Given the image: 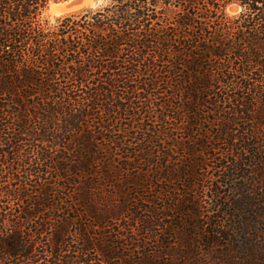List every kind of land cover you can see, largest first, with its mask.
Masks as SVG:
<instances>
[{
    "label": "trees",
    "instance_id": "16d2710c",
    "mask_svg": "<svg viewBox=\"0 0 264 264\" xmlns=\"http://www.w3.org/2000/svg\"><path fill=\"white\" fill-rule=\"evenodd\" d=\"M46 2L0 0V264H264V0Z\"/></svg>",
    "mask_w": 264,
    "mask_h": 264
},
{
    "label": "clouds",
    "instance_id": "9594fccd",
    "mask_svg": "<svg viewBox=\"0 0 264 264\" xmlns=\"http://www.w3.org/2000/svg\"><path fill=\"white\" fill-rule=\"evenodd\" d=\"M112 6V0H80L79 3H74V0H47L45 6L40 9L38 24L44 31H54L59 27L58 20H63L73 13L90 10L95 14ZM248 11V6L243 5L241 0H231L224 7L223 14L228 20H233L241 15H246Z\"/></svg>",
    "mask_w": 264,
    "mask_h": 264
},
{
    "label": "rangeland",
    "instance_id": "374dc122",
    "mask_svg": "<svg viewBox=\"0 0 264 264\" xmlns=\"http://www.w3.org/2000/svg\"><path fill=\"white\" fill-rule=\"evenodd\" d=\"M81 11H82V10H81ZM76 13H77V12H76ZM261 63L264 64V60H262ZM263 66H264V65H263ZM255 71H256V70H255ZM255 71H253V70L249 71V73H248V78H251V80L258 79V77H257V75H256L257 73H255ZM263 87H264V86H263ZM233 89H235V88H233ZM259 103H260V102L257 101L256 104H255V107H258V108H259V107L261 106V104H259ZM261 145H263V144L261 143ZM216 146H217V145H216ZM217 147H218V146H217ZM219 147H220V149H223V150H224V147H223L222 145H219ZM262 147H263V146H262ZM223 150H221V152H222ZM209 165L212 166V162H210ZM207 171H208V172H207V174L205 175V177H206V178H210L211 175L213 174V171H211L209 168H207ZM238 183H239V182H236V184H238ZM176 187L180 188V185H177V184H176ZM205 192H206L205 189H201V190H200V188H198V193H199V195H198V196H199V197H198V200H199V201H204L202 205H203V207H206V208H207L208 205H209V204H208L209 202H208V200H207L206 198H204V195H205L204 193H205ZM227 195H229V194H227ZM233 195H234V194H230L229 196H231V197L233 198ZM206 208H205V209H206ZM142 217H143V216H141V218H142ZM112 228H113V227H112ZM114 230H115V228H114ZM102 233H103V232H102ZM119 253H120V252H119ZM121 253L124 254V255H126V253H124V252H121ZM115 263L120 264L119 261H117V262H115Z\"/></svg>",
    "mask_w": 264,
    "mask_h": 264
},
{
    "label": "water",
    "instance_id": "95a60500",
    "mask_svg": "<svg viewBox=\"0 0 264 264\" xmlns=\"http://www.w3.org/2000/svg\"><path fill=\"white\" fill-rule=\"evenodd\" d=\"M80 2V0H74V3H79Z\"/></svg>",
    "mask_w": 264,
    "mask_h": 264
}]
</instances>
